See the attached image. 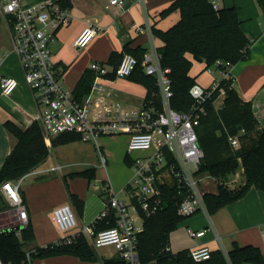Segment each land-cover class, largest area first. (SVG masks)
Masks as SVG:
<instances>
[{
	"label": "built area",
	"instance_id": "1",
	"mask_svg": "<svg viewBox=\"0 0 264 264\" xmlns=\"http://www.w3.org/2000/svg\"><path fill=\"white\" fill-rule=\"evenodd\" d=\"M128 1L110 0L109 7H122ZM212 1L218 10L220 4ZM0 15L11 30L14 53L21 61L25 82L37 105L36 121L46 145L67 134L78 135L80 141L94 144L104 137H130L127 157L132 161L133 174L124 190L116 193L110 182L102 184V187L94 183L93 189L106 194L107 200L94 222L83 226L80 231L72 205L63 204L54 209L52 219L62 234L61 240L70 242L78 235H84L96 252L113 247L126 264H141L139 236L146 219L157 215L163 207L160 198L162 186H172L178 191L180 216L191 218L199 213L210 216L202 183L213 178L199 172L204 152L199 145L197 129L207 115L206 104L214 93H219L217 100L223 104L226 89L221 84L233 80V64L217 61L207 68L208 74L220 75L221 79H214L209 87L195 84L190 90L193 105L184 112L172 108L171 71L162 68V57L156 46L144 55L141 63L144 73L156 79V91L143 105H125L109 86L117 79L129 78L137 70L140 61L131 54H125L117 67L93 62L90 65L94 76L91 90L79 99L63 84V72L53 60L55 34L71 22L68 9L63 8L58 0L32 6L26 5L25 0H0ZM133 28L143 30L139 25ZM101 31L100 26L89 24L74 42V47L79 50L87 47ZM18 88L17 79L3 76L0 71L2 96L8 98ZM229 141L233 149L240 148L238 137H230ZM49 171H61V166ZM36 173L40 174L31 172L18 181L5 182L1 187L13 215L17 214L24 225L28 223V210L21 186L26 177ZM236 183L227 182V185ZM112 221L114 226L96 230L100 223ZM207 231L188 230L194 239L203 237ZM190 255L195 262L205 264L211 260L212 251L201 247L191 250ZM226 259L227 264H232L228 256ZM0 264L5 263L0 259Z\"/></svg>",
	"mask_w": 264,
	"mask_h": 264
},
{
	"label": "crops",
	"instance_id": "2",
	"mask_svg": "<svg viewBox=\"0 0 264 264\" xmlns=\"http://www.w3.org/2000/svg\"><path fill=\"white\" fill-rule=\"evenodd\" d=\"M44 1L48 0H25V4L32 6ZM173 1L130 0L122 7H109L110 0H72V8L68 9L71 22L56 32L55 42L52 44L53 60L63 72V84L74 92L85 72L91 73L90 65L93 62L108 63L111 53L123 52L125 46L145 50L144 55L149 53L153 46L159 50L163 42L155 37L153 31H166L180 20L179 11L167 17L161 16ZM216 1L220 7L237 9L241 29L253 41L247 60L234 66L233 88L243 102L251 103L260 128L264 129V12L258 0ZM91 23L100 26L101 33L90 46L76 49L74 42ZM134 25H139L143 30H136ZM0 56L2 75L14 77L19 81V88L8 98L2 96L0 89L1 170L17 143L16 138L5 127L6 122L11 121L26 129L36 121L38 109L25 82L21 61L14 53L11 30L3 19L0 22ZM205 68V63L194 62L191 76L196 78L197 84L209 87L214 79L220 80L221 77L208 74ZM109 86L117 98L130 107L143 105L147 98V89L129 78L117 79ZM216 104L221 106L222 101L216 100L217 107ZM58 138L47 145L50 150L49 157L33 171L40 174L36 173L29 183L24 184L25 179L22 182L21 194L27 205L28 223L32 224L35 233V241L28 246V250L36 246L45 247L62 239V234L52 219L54 209L63 204L72 205L78 216L80 231L83 226L94 222L107 200L106 194L98 193L92 185L96 182H110L113 190L121 193L133 174L131 166L126 163L130 141L127 135L104 137L98 144H81L76 141L53 146ZM107 165H116L118 170L125 172L127 169L129 172L127 180L116 181L119 185L124 183L119 192L114 188L115 184L108 174ZM55 166H61V171L48 172ZM91 169L95 172L94 180L89 181L77 176ZM58 172L60 177H57ZM238 176H242L240 180L244 183L243 168L231 176L228 182L240 181ZM71 194H75L82 201L81 213ZM0 196V208L7 207L0 213L7 210L13 217L12 225L0 230L26 226L18 219L17 214L13 215L1 188ZM185 225L188 230L197 232L211 230L198 239L191 238L188 231V234L184 231L173 233L169 247L173 254L208 247L212 252H221L226 258L235 246H254L260 248L264 255V192L252 188L242 200L209 217L202 213L196 214L189 218ZM103 250L95 251L100 258L97 261H82L72 255H61L36 259L30 264H104L103 260L118 257L115 250L111 255L108 254L109 250Z\"/></svg>",
	"mask_w": 264,
	"mask_h": 264
},
{
	"label": "trees",
	"instance_id": "3",
	"mask_svg": "<svg viewBox=\"0 0 264 264\" xmlns=\"http://www.w3.org/2000/svg\"><path fill=\"white\" fill-rule=\"evenodd\" d=\"M65 9L72 8V0H58ZM264 12V0H258ZM180 13V20L166 31L154 30L156 38L163 42L159 48L161 66L170 69L173 98L172 108L179 112L188 111L193 105L190 96L191 88L197 84L191 76L194 62L205 63V70L217 61L230 62L236 66L247 60L252 46V39L241 29V21L235 7L214 8L212 0H174L164 10L162 17L174 12ZM0 15V22H1ZM125 54L137 57L140 65L129 77L143 85L148 93L147 99L156 91V79L147 76L141 66L145 50L131 49L125 46L123 52H113L108 64L117 67ZM92 73V71H91ZM85 72L79 80L74 93L82 99L91 90L93 73ZM226 89L223 104L215 106L219 93L206 104L207 115L201 120L197 129L199 145L204 158L199 168L202 174L210 175L217 184L216 193H206V207L210 215L245 198L252 188L264 192V129L254 115L251 103H245L233 88V80L223 81ZM5 127L16 138L17 143L0 170V188L5 182L18 181L33 172L49 157L50 150L46 145L42 129L37 121L28 128L22 129L11 121ZM230 137H238L240 148L233 149ZM80 141L74 134L60 136L53 146ZM126 163L132 161L126 157ZM241 168L245 181L238 188L231 189L227 182ZM79 177L94 180V169L77 174ZM163 207L157 215L146 219L144 230L139 236V257L141 264H199L193 260L189 251L173 254L170 250V239L174 231L189 218L179 215L181 201L178 191L172 186L161 187ZM73 202L82 212V201L71 194ZM2 199V196H0ZM3 201V200H2ZM0 208V211L5 210ZM115 225V222L100 223L96 230H104ZM35 241L32 224L28 223L21 230L0 234V259L5 264H30L36 259H45L61 255H72L82 261H97L99 256L91 248L84 235H78L68 242L60 240L45 247L36 246L28 250ZM232 264H264V255L260 248L254 246H235L228 254ZM104 264H126L119 256L103 260ZM205 264H227L221 252H212V258Z\"/></svg>",
	"mask_w": 264,
	"mask_h": 264
},
{
	"label": "rangeland",
	"instance_id": "4",
	"mask_svg": "<svg viewBox=\"0 0 264 264\" xmlns=\"http://www.w3.org/2000/svg\"><path fill=\"white\" fill-rule=\"evenodd\" d=\"M98 36H96L91 41V43H93V41L95 39H97ZM90 44H89V46H90ZM216 105H217V107L220 106V104H216ZM78 143H81V144H92L90 142H83V141H78ZM107 171H108L109 176L112 178V181L115 184L114 188L119 192V189L121 188V185L124 184L123 182L128 179V175H129L128 170L126 169L125 172H124V171L118 170V167L116 165H107ZM59 174H60V172L57 173V177L59 176ZM35 176L36 175L33 174V175H30V176L26 177L25 181H24V184L29 183L30 181H32L33 177H35ZM240 177H242V176H238L237 178L240 180ZM117 180H119V182H120V180H123V182L120 183V185H119V182H116ZM240 181H241V183L243 182L242 180H240ZM240 181H238L236 184H234V186H236V187H232V186H229V185H228V187H230L232 189H236V188H238L241 185V183H239ZM99 184H100L101 187L103 186L101 183H99ZM202 185H203V189H204V191L206 193H208V192L216 193V191H217V184L215 183V181L213 179L204 181L202 183ZM98 193H100V192H98ZM12 220H13V217L7 212V210L5 212L0 213V228L12 225ZM185 223L183 225H181V227H179L173 233L176 234L177 232L184 231L186 234H188V232H187L188 229L186 227L187 225H185ZM21 229H22V225L18 227V230H21ZM106 250H109L108 254L111 255L112 251H114L115 249L113 247H106V248H104L103 251H106Z\"/></svg>",
	"mask_w": 264,
	"mask_h": 264
},
{
	"label": "water",
	"instance_id": "5",
	"mask_svg": "<svg viewBox=\"0 0 264 264\" xmlns=\"http://www.w3.org/2000/svg\"><path fill=\"white\" fill-rule=\"evenodd\" d=\"M17 230H18V227L8 228V229L0 230V234L13 232V231H17Z\"/></svg>",
	"mask_w": 264,
	"mask_h": 264
}]
</instances>
